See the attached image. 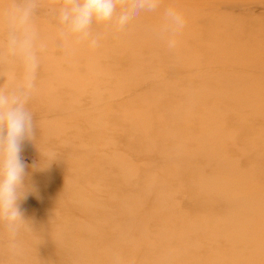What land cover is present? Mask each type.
I'll list each match as a JSON object with an SVG mask.
<instances>
[{
    "label": "rangeland",
    "instance_id": "374dc122",
    "mask_svg": "<svg viewBox=\"0 0 264 264\" xmlns=\"http://www.w3.org/2000/svg\"><path fill=\"white\" fill-rule=\"evenodd\" d=\"M61 3L34 20L27 222L15 252L0 227V264H264V0H162L94 26L96 47L61 39ZM169 7L175 48L157 34ZM5 35L10 91L25 70Z\"/></svg>",
    "mask_w": 264,
    "mask_h": 264
},
{
    "label": "clouds",
    "instance_id": "9594fccd",
    "mask_svg": "<svg viewBox=\"0 0 264 264\" xmlns=\"http://www.w3.org/2000/svg\"><path fill=\"white\" fill-rule=\"evenodd\" d=\"M162 0H62L58 9L59 35L62 40L82 42L89 40L91 47L98 45L92 37L94 26H109L113 22L123 30L141 12H155ZM118 5L122 8L118 11ZM39 0H19L0 18L6 28L5 50L18 58L25 70L22 87L0 90V227L8 238V248L15 252L17 237L27 222L20 202L26 195L28 175L22 146L35 138L33 114L28 108L32 81L38 68L36 54L37 33L34 20ZM185 26L183 14L173 7L164 12V23L158 35L166 38L167 46L175 48V39Z\"/></svg>",
    "mask_w": 264,
    "mask_h": 264
},
{
    "label": "bare ground",
    "instance_id": "6f19581e",
    "mask_svg": "<svg viewBox=\"0 0 264 264\" xmlns=\"http://www.w3.org/2000/svg\"><path fill=\"white\" fill-rule=\"evenodd\" d=\"M141 14V13H140ZM57 16H55L54 18H52L51 20L53 21V22H57V23H59L58 22V19H57V17H58V14H56ZM139 16H141V15H139ZM142 17H144V16H142ZM143 21V20H142ZM114 27V26H113ZM214 28H216V27H214ZM103 29V28H102ZM117 30H119V29H117ZM115 31V30H114ZM215 34V33H214ZM190 45V44H189ZM165 47H167V46H165ZM167 49V48H166ZM171 50V49H170ZM195 50V49H194ZM105 51V50H104ZM169 51V50H168ZM107 53H108V51H107ZM204 53H206V52H204ZM203 54V53H202ZM183 56V55H182ZM185 56V55H184ZM129 57V56H128ZM205 58V57H204ZM206 59V58H205ZM206 61V60H205ZM109 62V61H108ZM187 74V73H186ZM188 77V76H187ZM184 79V78H183ZM157 83V82H156ZM244 87V86H243ZM148 90V89H147ZM244 106V105H243ZM173 127V126H172ZM174 127H175V125H174ZM173 127V128H174ZM177 128V127H176ZM175 131V130H174ZM247 139V138H246ZM66 141V140H65ZM250 141H252V140H250ZM52 142V141H51ZM59 143H60V141H59ZM242 144V143H241ZM246 144H248V143H246ZM245 144V145H246ZM56 145V144H55ZM203 151H205V150H203ZM63 166V165H62Z\"/></svg>",
    "mask_w": 264,
    "mask_h": 264
}]
</instances>
